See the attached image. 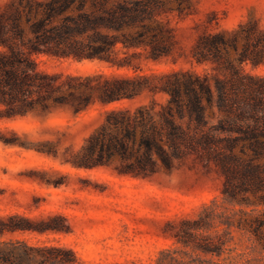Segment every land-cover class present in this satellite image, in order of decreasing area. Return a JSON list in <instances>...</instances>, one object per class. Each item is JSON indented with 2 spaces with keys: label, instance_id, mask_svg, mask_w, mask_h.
Here are the masks:
<instances>
[{
  "label": "trees",
  "instance_id": "1",
  "mask_svg": "<svg viewBox=\"0 0 264 264\" xmlns=\"http://www.w3.org/2000/svg\"><path fill=\"white\" fill-rule=\"evenodd\" d=\"M175 1L173 10L164 0L137 2L133 8L126 1L115 0H0V118L15 120L37 107L44 113L50 111L47 101L65 85L40 70L37 44L24 38L23 16L36 39L56 44L86 37L101 42L103 52L114 47L119 37L102 30L119 31L133 23L144 26L147 20L151 22L145 26L151 35L150 54L158 58L179 35L195 38V47L211 36L208 23L212 12H199L195 0ZM55 19L58 24H53ZM258 25L252 22L244 30L247 41L242 52L255 63L264 59V27L258 31ZM13 36L20 38V43L13 41ZM210 43L214 45L213 40ZM125 74H116L102 86V106L121 101L130 90L131 80ZM186 76L199 80L194 74ZM72 82L66 84L68 89L77 91L54 101L63 111L80 113L94 104L95 92L90 86L77 87ZM202 84L207 86L206 81ZM228 84V90L240 89L246 99L242 108L246 130L228 132V136L187 132L171 114L162 112L156 120L147 111L138 118L131 109L106 111L99 127L77 145L57 142L56 132L34 136L0 132L6 145L17 147L6 154L11 160L0 161V264H95L62 243V238L75 230L68 212L72 198L62 194L51 199L46 194L48 188L64 192L72 185L77 186L73 190H100L99 185L86 181L81 171H101L111 178L184 196H213L193 216L161 226L168 237L189 251H181L183 256L177 258L160 250L149 264H264V78L236 72ZM188 97L190 117L201 122L202 106L195 91ZM157 126L169 132H157ZM138 127L142 132H136ZM28 142L33 144V155L28 153ZM42 158L59 166L42 163ZM61 166L79 173H67ZM220 207L223 211L217 214ZM233 230L244 233L250 242L249 251L240 254L239 260L185 259H191L194 252L220 257Z\"/></svg>",
  "mask_w": 264,
  "mask_h": 264
},
{
  "label": "rangeland",
  "instance_id": "2",
  "mask_svg": "<svg viewBox=\"0 0 264 264\" xmlns=\"http://www.w3.org/2000/svg\"><path fill=\"white\" fill-rule=\"evenodd\" d=\"M115 1H126L133 8L135 3L146 0ZM164 1L176 9L175 0ZM195 1L199 12H212L208 23L212 37L195 47V38L179 35L170 50L158 58L150 54L151 35L145 26L151 22L147 20L144 26L133 23L119 31L102 30V33L119 37L114 47L103 52L105 46L101 42L86 37L56 44L36 39L30 32V23L23 16L20 25L24 29V38L37 44L35 52L38 56L35 57L40 70L65 85L47 101L50 111L44 113L37 107L15 120L0 118V132H19L29 136L37 132H56L58 136L54 139L57 142L77 145L99 127L105 112L110 109L135 110L138 118L140 113L149 111L156 120L160 119L162 112L171 114L176 124L187 132H217L220 136H228V132H244L246 120L242 108L246 103L245 95L240 89L228 90V79L236 72L264 78V59L255 63L242 55L247 41L244 30L252 22L259 23L258 31L264 27V0ZM58 23L59 19L53 21V24ZM12 40L20 43L17 36ZM212 40L214 45L210 43ZM124 73L131 80L130 90L121 101L102 106L100 96L105 91L101 90L102 86L114 80L116 74ZM191 74L199 80L195 81ZM70 80L74 86L94 89L95 102L89 109L80 113L66 112L54 101V98L75 90L68 89L66 84ZM203 81L207 86L202 84ZM191 90L195 91L202 106L201 122L190 117L188 112ZM162 128L157 126L155 130L169 132L168 128ZM136 132H142V128L138 127ZM16 148L0 139V161L11 160L6 154L14 153ZM28 148L31 149L29 155H33V144L28 142ZM48 161L41 159L42 163L59 166ZM60 168L73 175L79 173L67 166ZM79 174L86 181L99 185L100 190L91 187L73 190L77 186L72 185L64 192L48 188L46 194L51 199L62 197V194L72 198L68 212L75 222V230L63 237L62 243L73 247L83 260L95 264H149L160 250L180 258L183 256L181 251L189 249L168 237L161 226L165 222L193 216L201 205L209 204L208 199L213 198L210 194L184 196L165 192L152 185L111 178L101 171H81ZM242 209L250 211L251 207ZM221 211L220 207L216 213ZM228 238L232 239L220 257L194 252L191 259H185L224 263L227 258L226 262L230 263L249 251L250 242L244 233L233 230Z\"/></svg>",
  "mask_w": 264,
  "mask_h": 264
}]
</instances>
